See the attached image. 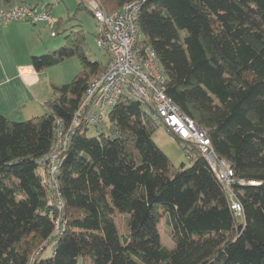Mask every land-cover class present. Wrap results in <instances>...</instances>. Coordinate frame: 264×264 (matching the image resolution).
<instances>
[{
  "label": "trees",
  "instance_id": "obj_1",
  "mask_svg": "<svg viewBox=\"0 0 264 264\" xmlns=\"http://www.w3.org/2000/svg\"><path fill=\"white\" fill-rule=\"evenodd\" d=\"M132 1L134 47L154 49L166 96L232 167L241 213L195 145L174 136L190 162L174 167L152 139L156 121L127 98L108 114L110 134L89 135L85 123L70 133L59 165L63 208H51L38 160L106 67L88 58L84 31L71 30L31 58L36 70L70 57L81 65L52 85L46 112L20 121L0 113V264H264V0H101L108 11ZM119 214L128 216L121 235ZM162 214L171 248L161 243Z\"/></svg>",
  "mask_w": 264,
  "mask_h": 264
},
{
  "label": "built area",
  "instance_id": "obj_2",
  "mask_svg": "<svg viewBox=\"0 0 264 264\" xmlns=\"http://www.w3.org/2000/svg\"><path fill=\"white\" fill-rule=\"evenodd\" d=\"M52 1L55 4L60 2ZM79 3L94 19L96 44L107 53L108 62L105 70L88 83L67 130H59L50 150L38 160L39 174L49 190L48 203L51 208L56 207L59 213L63 208L59 190V165L70 133L82 123L88 128L100 125L117 101L127 98L138 101L157 125H164L172 135L195 145L229 193L230 209L239 215L242 206L231 189L236 181L232 167L214 152L206 130L198 128L166 96L163 89L165 76L154 49L145 46L139 51L134 47L135 39L140 36L137 25L140 3L128 2L115 11H108L101 0H79ZM14 22H45L53 30L56 20L47 9L39 10L30 4L21 3L11 7L0 4V26ZM59 226L58 215L54 220L55 232L60 229Z\"/></svg>",
  "mask_w": 264,
  "mask_h": 264
},
{
  "label": "crops",
  "instance_id": "obj_3",
  "mask_svg": "<svg viewBox=\"0 0 264 264\" xmlns=\"http://www.w3.org/2000/svg\"><path fill=\"white\" fill-rule=\"evenodd\" d=\"M70 1L60 0L55 4L52 0H0L7 7L26 3L39 10L47 9L56 20L53 30L49 29L45 22H14L0 26V113L7 118L20 121L42 115L46 112L45 101L52 94V85L64 84L56 78L52 80L47 77L45 68L36 70L31 58L56 50H51L57 43L51 40L52 32L57 35L61 28L65 29L64 24L69 19L70 9H74L71 17L77 14L75 10L79 4L78 0ZM56 9L58 10L55 11ZM65 12L66 19L63 18ZM104 54L107 56L106 52ZM106 61L108 62V57Z\"/></svg>",
  "mask_w": 264,
  "mask_h": 264
},
{
  "label": "rangeland",
  "instance_id": "obj_4",
  "mask_svg": "<svg viewBox=\"0 0 264 264\" xmlns=\"http://www.w3.org/2000/svg\"><path fill=\"white\" fill-rule=\"evenodd\" d=\"M51 1V0H48ZM74 0H71L72 2ZM79 2V0H78ZM70 8V6H69ZM56 9L55 11H57ZM74 9L69 10V19L64 24L65 29L63 30L61 27V31L57 34L52 36L51 40H55L57 43L53 46V41L51 44V50L57 49L59 45L64 41V37L70 33L71 30H79L82 29L84 31L85 36V44L84 50L89 59L91 60H98L102 64L107 62V56L104 54L105 52L98 48L96 44V28L94 19L91 13L84 7L77 12L75 17L71 18L72 12ZM67 13L65 12L63 18L66 19ZM49 29L50 26L46 24ZM48 30V29H47ZM46 31L44 30L43 33ZM51 31H48V36L50 37ZM61 46V45H60ZM79 68L81 69L80 62L78 58H67L66 60L62 61L59 64L48 66L45 68V75L52 80L56 78L61 83H67L72 80V78L77 74ZM41 114V113H37ZM109 123L107 120L102 122L100 125L96 127H90L88 130L89 135H97L101 132L105 134H110L109 130ZM153 141L157 144V146L168 156L174 167H179L182 163L188 166L190 164L188 156L186 155V151L183 148L184 142L176 140L174 135L168 132L164 125H158L155 131L152 134ZM123 214H119V217H115V221L118 227V233L121 235L124 233L122 229L124 221L127 220L128 216H121ZM56 219V217H55ZM159 231L161 234V243L169 248L174 246V241L171 239L169 228L166 226L164 222V215L162 214L159 221ZM51 253V246L49 245L45 251L44 255H49Z\"/></svg>",
  "mask_w": 264,
  "mask_h": 264
},
{
  "label": "bare ground",
  "instance_id": "obj_5",
  "mask_svg": "<svg viewBox=\"0 0 264 264\" xmlns=\"http://www.w3.org/2000/svg\"><path fill=\"white\" fill-rule=\"evenodd\" d=\"M188 158H189V156H188Z\"/></svg>",
  "mask_w": 264,
  "mask_h": 264
}]
</instances>
